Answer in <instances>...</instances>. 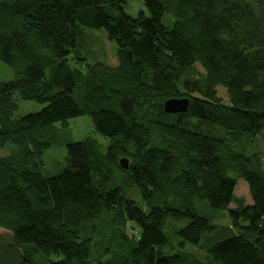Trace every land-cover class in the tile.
Instances as JSON below:
<instances>
[{"label": "trees", "instance_id": "obj_1", "mask_svg": "<svg viewBox=\"0 0 264 264\" xmlns=\"http://www.w3.org/2000/svg\"><path fill=\"white\" fill-rule=\"evenodd\" d=\"M131 1L146 12L129 15ZM84 28L106 30L117 67L70 66ZM0 62L17 76L0 85V148L16 147L0 157V264H264V147L253 143L264 135V0H0ZM16 94L46 107L15 120ZM173 98H188V112L166 113ZM83 116L106 152L92 139L69 144L66 167L45 176L48 129ZM97 157L126 174L125 187L96 182ZM240 180L251 204L235 195ZM200 201L235 228L201 216ZM106 228L115 248L107 241L96 257Z\"/></svg>", "mask_w": 264, "mask_h": 264}, {"label": "rangeland", "instance_id": "obj_2", "mask_svg": "<svg viewBox=\"0 0 264 264\" xmlns=\"http://www.w3.org/2000/svg\"><path fill=\"white\" fill-rule=\"evenodd\" d=\"M142 11L146 12V9L144 8V5L141 1H131L130 3H128L127 13L129 15L136 17ZM116 54L117 46L109 40L105 29L84 28V30H82V36H79L78 38L76 51L69 57V64L73 69H79L80 67H82V64L92 66L97 63H103L112 67H117L118 61ZM78 57H81L82 60H78ZM195 69L197 70L196 72L200 75L199 77L204 79L206 76V72L204 71V69L198 64L195 65ZM16 78L17 76L14 70L6 64L0 62V85L3 83L14 81ZM82 92L83 91L78 88L75 93V98L79 99L80 96H82ZM216 93L223 104L230 105L229 95L225 88L217 87ZM192 97L201 98V95L193 94ZM14 99L17 105V111L13 116V119L15 120L29 114L38 113L46 107L45 104L26 102L21 99L19 94H16L14 96ZM47 134L48 137L51 138L52 146L50 147V149L45 151L43 155V173L45 176H56L66 167L67 146L69 144L92 139L97 142V144L100 146L99 148L101 152L104 154L110 142L109 140L103 139L95 132L90 116H83L80 118L72 119L67 123V127L63 126L60 123L55 124L52 128L50 127L48 129ZM262 139L264 140V135L262 138L260 136V140L256 138L253 143L260 145V147L263 148L264 141H262ZM15 150L16 147L13 144H8L7 146L0 148V157H7L11 155ZM127 159L130 160L129 158ZM97 160H100L97 162L99 168H96V166L93 164L94 166L92 173L96 182H100L105 185L109 181L108 187L110 189L118 186H126V174L117 172L112 164L104 162L102 158L97 157ZM262 162L264 166V156L262 158ZM130 191L131 196L128 191L129 198L135 201L140 208L147 212L146 204L144 203L140 191L137 189V187L132 186V189H130ZM235 195L238 198H244L247 204L252 203L248 185L243 180H240V182L238 183ZM200 202L202 203H196V207L198 213L201 216L208 218V216L211 217L212 214L216 215V212L218 211L211 209L206 201ZM235 207V204H231L230 206V208ZM204 211L208 212V215L205 214ZM212 222L219 228H235L234 222L229 217L228 212L220 213L218 216L216 215L214 218H212ZM176 224L179 229H182L188 224V221H183ZM175 229L176 225L172 222H169L168 230L172 232ZM124 233H126L129 238H133L134 236L137 237L138 228L134 223H127ZM7 234L8 232L0 228V236H6ZM88 235L93 236L91 230H89ZM107 241L112 243L107 244ZM93 244L95 256L104 257L106 252V244L110 245V247H112L113 245L115 248V235L113 231L110 228H106L103 233L98 231L93 237ZM187 245V250L194 252L199 257V259L204 260L206 258L207 255L204 248L198 247L196 249H193L194 246L192 247V245L190 244ZM57 260L58 258L56 259V257L54 256L49 259L50 262H55ZM106 261L108 260L106 259L105 262ZM43 264H45V262Z\"/></svg>", "mask_w": 264, "mask_h": 264}, {"label": "water", "instance_id": "obj_3", "mask_svg": "<svg viewBox=\"0 0 264 264\" xmlns=\"http://www.w3.org/2000/svg\"><path fill=\"white\" fill-rule=\"evenodd\" d=\"M190 100L188 98H173L165 102V112L168 114H183L189 110ZM130 162L126 158L120 160V166L124 170L129 169Z\"/></svg>", "mask_w": 264, "mask_h": 264}]
</instances>
